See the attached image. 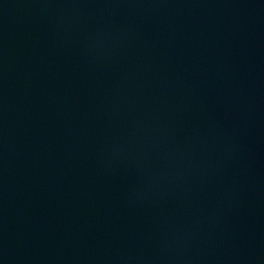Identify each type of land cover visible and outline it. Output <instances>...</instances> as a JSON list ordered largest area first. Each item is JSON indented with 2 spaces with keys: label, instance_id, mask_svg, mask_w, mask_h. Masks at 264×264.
<instances>
[{
  "label": "water",
  "instance_id": "obj_1",
  "mask_svg": "<svg viewBox=\"0 0 264 264\" xmlns=\"http://www.w3.org/2000/svg\"><path fill=\"white\" fill-rule=\"evenodd\" d=\"M27 264H264V209L204 219Z\"/></svg>",
  "mask_w": 264,
  "mask_h": 264
}]
</instances>
